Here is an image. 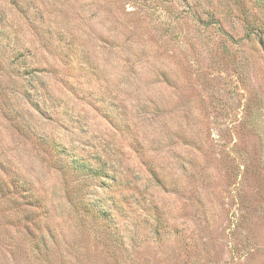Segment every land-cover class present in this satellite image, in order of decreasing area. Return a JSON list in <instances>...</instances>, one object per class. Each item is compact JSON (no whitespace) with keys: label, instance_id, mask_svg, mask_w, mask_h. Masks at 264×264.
<instances>
[{"label":"rangeland","instance_id":"1","mask_svg":"<svg viewBox=\"0 0 264 264\" xmlns=\"http://www.w3.org/2000/svg\"><path fill=\"white\" fill-rule=\"evenodd\" d=\"M260 1L0 0V264H264Z\"/></svg>","mask_w":264,"mask_h":264},{"label":"trees","instance_id":"2","mask_svg":"<svg viewBox=\"0 0 264 264\" xmlns=\"http://www.w3.org/2000/svg\"><path fill=\"white\" fill-rule=\"evenodd\" d=\"M261 6H263L264 8V0L260 1ZM262 8V7H261ZM262 8V11L264 12V9ZM255 30V29H253ZM253 33L251 34L253 37L259 36V40L263 41V37H262V33L259 35L256 33V31H252ZM250 35V34H249ZM83 159H81V157L78 156H74L72 159H68L64 162V164L72 171L79 170L81 164H82ZM90 167H92V165H90ZM9 167L6 165L2 166L0 164V193L3 195H7L8 199L11 198H16L17 194H19L22 198H33L34 196V192L31 189L30 185H29V181L27 180H22L20 178H18L14 172V174L10 177V173H8ZM3 174H9V176L7 177L6 175H2ZM25 200V199H24ZM29 202L26 200L25 201V205H28ZM90 204V203H89ZM18 208L21 209V211L23 212H27V209L25 206L22 207V204H18ZM98 211H104L107 209L106 205L101 203L98 204V207H96ZM103 217H107L106 213H103ZM29 224H33V222L29 221ZM104 224V223H103ZM107 226V225H106ZM108 227V226H107ZM109 228V227H108ZM118 229L117 225H112V230H116ZM119 235V234H118ZM119 237L124 240V237L121 235H119ZM42 245L45 246L46 248L48 247V243L46 242V240L44 238H42L41 241Z\"/></svg>","mask_w":264,"mask_h":264}]
</instances>
